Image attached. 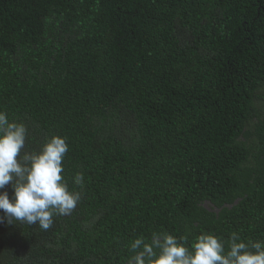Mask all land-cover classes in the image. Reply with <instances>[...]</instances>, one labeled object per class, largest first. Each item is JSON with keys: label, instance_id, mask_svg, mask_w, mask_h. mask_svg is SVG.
Here are the masks:
<instances>
[{"label": "trees", "instance_id": "trees-1", "mask_svg": "<svg viewBox=\"0 0 264 264\" xmlns=\"http://www.w3.org/2000/svg\"><path fill=\"white\" fill-rule=\"evenodd\" d=\"M0 110L27 151L66 138L81 193L47 230L0 225V264H128L153 233L264 240V0H0Z\"/></svg>", "mask_w": 264, "mask_h": 264}, {"label": "clouds", "instance_id": "clouds-1", "mask_svg": "<svg viewBox=\"0 0 264 264\" xmlns=\"http://www.w3.org/2000/svg\"><path fill=\"white\" fill-rule=\"evenodd\" d=\"M28 127L0 110V225H36L49 229L55 216L68 215L81 200L61 175L69 150L66 138L53 135L38 151H27ZM83 173L74 177L83 185ZM11 185L12 193L5 190ZM128 264H264V240L245 241L233 233L228 240L214 233L186 236L153 233L129 245Z\"/></svg>", "mask_w": 264, "mask_h": 264}, {"label": "rangeland", "instance_id": "rangeland-1", "mask_svg": "<svg viewBox=\"0 0 264 264\" xmlns=\"http://www.w3.org/2000/svg\"><path fill=\"white\" fill-rule=\"evenodd\" d=\"M204 206H205V208H207L208 210H212V211H214V212H218V210L217 209H215L210 203H205L204 204Z\"/></svg>", "mask_w": 264, "mask_h": 264}]
</instances>
